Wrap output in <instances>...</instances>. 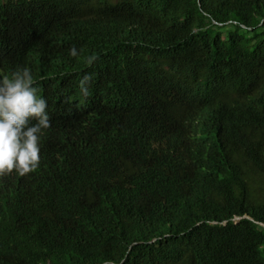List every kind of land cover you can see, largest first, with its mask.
Segmentation results:
<instances>
[{
    "label": "trees",
    "instance_id": "16d2710c",
    "mask_svg": "<svg viewBox=\"0 0 264 264\" xmlns=\"http://www.w3.org/2000/svg\"><path fill=\"white\" fill-rule=\"evenodd\" d=\"M0 34L7 73L113 86L97 157L3 205L0 264H264V0H0Z\"/></svg>",
    "mask_w": 264,
    "mask_h": 264
},
{
    "label": "clouds",
    "instance_id": "9594fccd",
    "mask_svg": "<svg viewBox=\"0 0 264 264\" xmlns=\"http://www.w3.org/2000/svg\"><path fill=\"white\" fill-rule=\"evenodd\" d=\"M2 37L0 34V219L9 216L4 204L20 206L45 197V182L72 163L78 153L84 163L97 157L94 141L109 126H105L99 95L113 88L103 72L93 74L92 83H84L85 77L73 84L59 59L43 58L33 65L36 56L31 52L26 64L7 73L3 59L12 51ZM70 53L76 56L77 50L72 48ZM55 80L58 83L52 86ZM169 87L168 96L173 98L175 87ZM194 112L201 113L202 108ZM10 227L0 226V242L7 239L3 232Z\"/></svg>",
    "mask_w": 264,
    "mask_h": 264
}]
</instances>
